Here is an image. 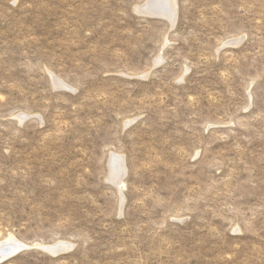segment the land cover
Listing matches in <instances>:
<instances>
[{
	"label": "rangeland",
	"instance_id": "obj_1",
	"mask_svg": "<svg viewBox=\"0 0 264 264\" xmlns=\"http://www.w3.org/2000/svg\"><path fill=\"white\" fill-rule=\"evenodd\" d=\"M152 1L0 0V264H264V0Z\"/></svg>",
	"mask_w": 264,
	"mask_h": 264
},
{
	"label": "water",
	"instance_id": "obj_2",
	"mask_svg": "<svg viewBox=\"0 0 264 264\" xmlns=\"http://www.w3.org/2000/svg\"><path fill=\"white\" fill-rule=\"evenodd\" d=\"M25 248L27 247L23 246L20 243L19 244L18 243L16 244L15 242L1 243L0 244V261L15 255L16 253L20 252L21 250H24ZM56 249L57 248H54L53 250H56Z\"/></svg>",
	"mask_w": 264,
	"mask_h": 264
},
{
	"label": "bare ground",
	"instance_id": "obj_3",
	"mask_svg": "<svg viewBox=\"0 0 264 264\" xmlns=\"http://www.w3.org/2000/svg\"><path fill=\"white\" fill-rule=\"evenodd\" d=\"M152 2H153V4L156 3L155 0H153ZM159 2H160V1H159ZM150 4H151V3H150ZM153 4H152V5H153ZM150 6H151V5H150ZM150 6H149V7H150ZM155 7H157V5H155ZM159 7H160V6H159ZM159 7H158V8H159ZM171 8H172V7H171ZM166 10H168V9L165 8L164 11H163V12H164L163 14H164V15H167V16H170V14L173 12L172 10H171L172 12H170V10L167 12ZM158 13H159V12H158ZM158 13H157V14H158ZM171 16H173V15H171ZM163 18H164V17H163ZM167 18H168V17H167ZM170 18H171V17H170ZM170 20H171V19H170ZM121 166H122V165H121ZM117 171H118V170H117ZM112 172H113V171H112ZM13 241H14V239H13ZM17 243H18V242H16V244H17ZM0 244H1V243H0ZM18 244H19V243H18ZM66 246H67V245H66ZM66 249H67V248H66ZM66 249H65V250H66ZM53 254H54V253H53Z\"/></svg>",
	"mask_w": 264,
	"mask_h": 264
}]
</instances>
